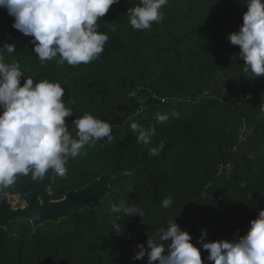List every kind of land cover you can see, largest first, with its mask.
<instances>
[{
	"label": "trees",
	"instance_id": "obj_1",
	"mask_svg": "<svg viewBox=\"0 0 264 264\" xmlns=\"http://www.w3.org/2000/svg\"><path fill=\"white\" fill-rule=\"evenodd\" d=\"M138 3L110 7L97 21L109 37L103 52L75 67L59 64V57L41 66L33 38L14 29V17L0 7V54L18 61L26 78L61 83L73 109L65 118L69 131L75 136L73 122L84 112L112 125L111 141L87 144L70 157L52 198L103 174L126 172L111 180L107 199L59 223L34 233L30 222H14L13 236L0 227V264H149V239L156 236L169 251L170 239H159L169 219L189 232L204 264H214L203 244L245 234L264 209V77L252 76L229 38L243 23L245 0H168L164 20L143 31L127 15ZM7 45L15 46L13 53ZM132 122L155 128L149 145L137 141ZM160 141L164 148L150 155ZM165 198L172 200L169 208ZM121 204L137 205L144 215H125ZM140 245L145 255L135 259Z\"/></svg>",
	"mask_w": 264,
	"mask_h": 264
},
{
	"label": "clouds",
	"instance_id": "obj_2",
	"mask_svg": "<svg viewBox=\"0 0 264 264\" xmlns=\"http://www.w3.org/2000/svg\"><path fill=\"white\" fill-rule=\"evenodd\" d=\"M120 0H0V7L14 17L12 27L26 36H31L33 51L41 66L59 57L58 63L70 66L89 64L96 60L108 41L107 34L98 30L97 21L104 17L110 7ZM168 0H139L128 9L129 23L133 29H151L153 23L164 20L162 9ZM247 11L238 32L230 34V41L238 45L239 57L255 78L264 77V0H245ZM111 31H115L113 26ZM9 54L14 45H7ZM24 82L21 84V78ZM65 89L58 81L47 78L34 81L25 77L21 64L11 62L0 54V194L13 186L18 176L31 174L33 181L43 180L49 170L54 176L67 175L69 157L76 158L87 144L107 138L113 139L112 125L89 112L78 116L73 124L75 136L69 131L65 118L73 115L66 107ZM136 98V91L129 92ZM264 110V105L261 106ZM179 113H173L178 116ZM159 122L168 116L159 115ZM131 129L137 133V141L144 145L152 142L155 128H144L132 122ZM164 142L149 149L150 155H159ZM172 204L171 198L162 201L164 208ZM123 208V205L120 206ZM113 212L119 211L111 204ZM125 215L143 210L137 205L123 208ZM39 219V215L35 217ZM119 233V226L116 225ZM160 240H169L168 253L157 242L156 236L148 240L149 264H204L201 249L191 242V235L182 231L173 219L167 228L160 229ZM207 259L214 264H264V209L250 220L248 231L235 238L216 240L203 244ZM145 255L143 245L134 257Z\"/></svg>",
	"mask_w": 264,
	"mask_h": 264
},
{
	"label": "water",
	"instance_id": "obj_3",
	"mask_svg": "<svg viewBox=\"0 0 264 264\" xmlns=\"http://www.w3.org/2000/svg\"><path fill=\"white\" fill-rule=\"evenodd\" d=\"M125 174L122 171L103 174L83 187L68 190L60 199L51 196L56 177L51 170L43 180L33 181L30 173L18 176L15 184L4 190L6 195L0 194V227L13 236L17 234L12 227L14 222H30L36 233L48 222L59 223L75 211L87 210L107 199L112 193L111 180ZM13 198L22 203L16 205ZM37 214L39 219H35Z\"/></svg>",
	"mask_w": 264,
	"mask_h": 264
},
{
	"label": "rangeland",
	"instance_id": "obj_4",
	"mask_svg": "<svg viewBox=\"0 0 264 264\" xmlns=\"http://www.w3.org/2000/svg\"><path fill=\"white\" fill-rule=\"evenodd\" d=\"M12 200L14 203H16V205L21 203V201L18 198H13Z\"/></svg>",
	"mask_w": 264,
	"mask_h": 264
},
{
	"label": "flooded vegetation",
	"instance_id": "obj_5",
	"mask_svg": "<svg viewBox=\"0 0 264 264\" xmlns=\"http://www.w3.org/2000/svg\"><path fill=\"white\" fill-rule=\"evenodd\" d=\"M21 203H22V202H21ZM21 203H20V204H21Z\"/></svg>",
	"mask_w": 264,
	"mask_h": 264
}]
</instances>
